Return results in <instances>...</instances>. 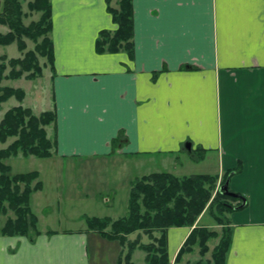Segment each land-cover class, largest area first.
<instances>
[{"label":"crops","instance_id":"0c3cea01","mask_svg":"<svg viewBox=\"0 0 264 264\" xmlns=\"http://www.w3.org/2000/svg\"><path fill=\"white\" fill-rule=\"evenodd\" d=\"M49 1L53 101L44 111L55 112V125L45 127L55 144L44 159H77L88 169L115 158L128 192L136 177L153 172L204 165L196 174L220 180L238 168L229 185L246 204L230 215L225 264H264V0H132L131 58L95 51L98 33L117 28L105 0ZM122 130L127 143L111 152ZM198 148L205 154L194 161ZM40 191L30 198L35 217ZM38 222L31 240L0 235V264H90L94 232ZM190 230H167L171 264Z\"/></svg>","mask_w":264,"mask_h":264},{"label":"trees","instance_id":"16d2710c","mask_svg":"<svg viewBox=\"0 0 264 264\" xmlns=\"http://www.w3.org/2000/svg\"><path fill=\"white\" fill-rule=\"evenodd\" d=\"M113 0H105L106 11L111 15L116 30H102L95 40L97 54L119 53L124 51L129 58L133 57V10L132 0H118L117 8L111 6ZM0 23L8 27V32L0 33V46L15 43L21 57L7 59L0 55V85L3 80H17L25 78L34 80L42 76V65L38 57L45 58L50 64L53 61L52 41L47 34L51 31V3L49 0H33L28 5L29 11L38 12L39 19L25 26L22 22L24 14L18 0H1ZM25 39L31 40L35 47L27 50ZM40 41L38 42V40ZM53 64L51 65L52 68ZM191 70L196 67L185 66ZM15 98L22 102L24 92L20 88L0 86V112L2 104ZM55 125V112L44 111L38 116L30 108L20 105L8 109L0 119V143L14 139L5 148L0 150V215L6 221L0 226L1 236H25L33 239L39 234L37 217L30 205L31 195L41 190L42 183L36 171L16 173L11 170L8 160L16 155L24 158H50L51 149L55 144V135L49 139L45 127ZM125 132L120 131L111 139V152L121 150L127 143ZM204 150L198 148L193 152L194 161L204 157ZM239 172L236 168L224 172L220 180L217 175L196 174L178 177L168 172L160 171L136 177L130 185L127 201L126 216L111 221L109 218L85 217L87 232H94L108 241H117L127 251L118 257V264H133L131 254L136 249L146 253L145 264H171L167 252L168 229L190 228L187 238L180 246L173 264L181 261L184 254L193 252L199 247L200 256H204L209 248L207 243L218 235L204 226L197 225L196 221L206 209H215L218 213H232L238 210L241 201L226 196L220 188L213 199L212 192L215 183L219 180L220 187L233 174ZM230 191V188H229ZM237 202L231 205L226 202ZM11 213V215H10ZM215 220L222 227L221 236L211 253V261L204 264H225L231 247L232 229L230 221ZM142 232L148 236L149 243H142L140 237L129 240L128 235ZM188 264H203L202 261Z\"/></svg>","mask_w":264,"mask_h":264},{"label":"rangeland","instance_id":"374dc122","mask_svg":"<svg viewBox=\"0 0 264 264\" xmlns=\"http://www.w3.org/2000/svg\"><path fill=\"white\" fill-rule=\"evenodd\" d=\"M32 1L18 0L24 14L22 22L25 26L37 21L41 15L38 12L29 11L28 5ZM117 4L118 0H113L111 6L117 8ZM7 31L8 27L0 23V33L5 34ZM49 33L47 34L48 37ZM25 41L27 50H33L35 44L29 39H25ZM0 55L6 56L7 59L18 58L20 57V52L17 50L16 44L11 43L8 46H0ZM38 61L42 65V76L36 77L34 80H27L25 78L12 81L3 80L0 85L16 89L20 88L24 92L25 98L22 102H19L23 108L27 107L32 110L34 102H40L41 104L38 106L40 109L35 112L32 110L36 116L42 113H38L39 110H48L47 108H49V105L53 101L50 69L54 62L50 64L42 57H38ZM13 105H18L15 98H10V100L2 104L0 119ZM48 133H50L49 128ZM13 140L9 139V142ZM7 144L8 142L0 143V150L5 148ZM8 162L14 174L36 171L39 175L42 187L41 191L35 195L32 204L33 210L38 217V227L40 229H79L86 225L85 217L109 218L111 221H114L127 214V197L129 192L121 183L119 168L115 158L105 161L100 159L97 166L91 165V168L88 167V169H86L83 161L77 159L65 160L64 162L55 164L53 160L39 159L33 156L24 158L21 155H16V157H11ZM202 166L204 165L191 166L195 167L193 169H188L184 166L183 169L176 172V175L187 176L188 174L204 173L203 171L205 170H203ZM152 169H154V166H150V168L143 172L148 173ZM219 184L220 181L218 180L214 185L215 190L212 192V199L218 188H220ZM231 192L233 193V191ZM226 202L232 206L237 204V202L231 200H226ZM230 215L231 213L224 212L220 214L215 209H206L199 216L196 224L204 226L209 231H214L218 236L208 241L207 246L209 250L204 256H200L199 247L195 246L193 252L184 254L181 257V261L176 264H188L198 261H202L204 264L211 261V253L219 241L222 229L215 220V217H218L221 221L223 219L230 221ZM5 220L6 217L0 215V226H2ZM229 227L231 228V226ZM127 237L131 241L140 237L141 242L145 244L150 241L148 236L143 235L140 231ZM89 239L87 251L89 253L90 264H118L117 260L120 253L123 252L125 254L127 251L117 241H108L99 237L96 233ZM145 256L146 253L143 250L136 249L132 252L130 261L133 264H145Z\"/></svg>","mask_w":264,"mask_h":264},{"label":"water","instance_id":"95a60500","mask_svg":"<svg viewBox=\"0 0 264 264\" xmlns=\"http://www.w3.org/2000/svg\"><path fill=\"white\" fill-rule=\"evenodd\" d=\"M0 6H1V3H0ZM185 147L188 151L191 150V145L189 143L186 144ZM220 190L226 196L231 197V198H236V199H239L241 201V204L238 206V209H242L243 207H245L246 200L244 199V197L235 193V192L232 193L231 191H229V181L228 180L220 187Z\"/></svg>","mask_w":264,"mask_h":264}]
</instances>
